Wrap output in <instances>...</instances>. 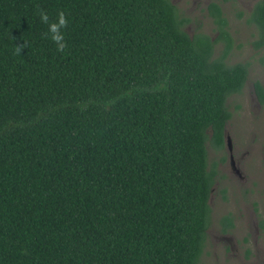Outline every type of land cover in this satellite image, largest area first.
Segmentation results:
<instances>
[{"label": "trees", "instance_id": "16d2710c", "mask_svg": "<svg viewBox=\"0 0 264 264\" xmlns=\"http://www.w3.org/2000/svg\"><path fill=\"white\" fill-rule=\"evenodd\" d=\"M61 10L65 53L40 21ZM206 11L213 37L187 34L170 0H0V264L199 263L206 142L222 147L248 66L226 63L227 21ZM244 22L263 47L264 0Z\"/></svg>", "mask_w": 264, "mask_h": 264}, {"label": "rangeland", "instance_id": "374dc122", "mask_svg": "<svg viewBox=\"0 0 264 264\" xmlns=\"http://www.w3.org/2000/svg\"><path fill=\"white\" fill-rule=\"evenodd\" d=\"M170 1L179 17L186 19L182 28L187 34L199 31L210 37L215 35V25L206 5L216 2L232 38L226 63L248 64L242 88L225 101L231 116L225 124L222 147L216 149L206 142L207 163L217 162V174L208 198L209 223L198 264H264V103L258 101L253 90L254 82L264 88V46L257 50L251 47L254 28L244 22L256 0ZM220 48L216 43L214 53L218 54ZM226 135L240 177L229 165ZM226 213L232 226L221 231L219 218Z\"/></svg>", "mask_w": 264, "mask_h": 264}, {"label": "clouds", "instance_id": "9594fccd", "mask_svg": "<svg viewBox=\"0 0 264 264\" xmlns=\"http://www.w3.org/2000/svg\"><path fill=\"white\" fill-rule=\"evenodd\" d=\"M40 21L47 26V31L42 35L49 39L56 47L57 52L65 53L68 43L65 40V29L68 26V18L64 11H58L54 18H50L46 12H40ZM26 47L25 43L14 47L15 54L19 55L21 48Z\"/></svg>", "mask_w": 264, "mask_h": 264}, {"label": "water", "instance_id": "95a60500", "mask_svg": "<svg viewBox=\"0 0 264 264\" xmlns=\"http://www.w3.org/2000/svg\"><path fill=\"white\" fill-rule=\"evenodd\" d=\"M224 142H225V145H226V149L227 151L229 152V154L231 155V149H232V146H231V140L229 138L228 135H226L224 137ZM229 161L231 162V158L229 159Z\"/></svg>", "mask_w": 264, "mask_h": 264}, {"label": "flooded vegetation", "instance_id": "af4514ba", "mask_svg": "<svg viewBox=\"0 0 264 264\" xmlns=\"http://www.w3.org/2000/svg\"><path fill=\"white\" fill-rule=\"evenodd\" d=\"M228 158H229V159L231 158V162L229 161V165H230L231 169L234 171V173H235L238 177H240L238 169L234 167L233 160H232V155L229 154Z\"/></svg>", "mask_w": 264, "mask_h": 264}]
</instances>
